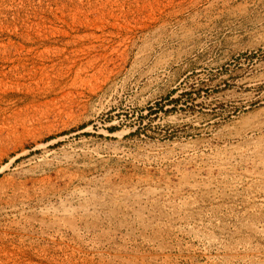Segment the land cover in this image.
<instances>
[{
  "label": "rangeland",
  "instance_id": "obj_1",
  "mask_svg": "<svg viewBox=\"0 0 264 264\" xmlns=\"http://www.w3.org/2000/svg\"><path fill=\"white\" fill-rule=\"evenodd\" d=\"M0 264H264V0H0Z\"/></svg>",
  "mask_w": 264,
  "mask_h": 264
},
{
  "label": "bare ground",
  "instance_id": "obj_2",
  "mask_svg": "<svg viewBox=\"0 0 264 264\" xmlns=\"http://www.w3.org/2000/svg\"><path fill=\"white\" fill-rule=\"evenodd\" d=\"M246 87H247V86H246ZM222 88H223V87H222ZM222 88H221V89H222ZM216 89H217V88H216ZM241 89H242V88H241ZM211 90H212V89H211ZM234 92H235V91H234ZM209 102H211V101H209ZM205 105H206V104H205ZM208 105H209V104H208ZM215 106H216V105H215ZM211 109H212V108H211Z\"/></svg>",
  "mask_w": 264,
  "mask_h": 264
}]
</instances>
